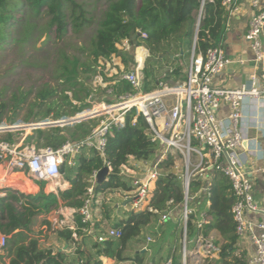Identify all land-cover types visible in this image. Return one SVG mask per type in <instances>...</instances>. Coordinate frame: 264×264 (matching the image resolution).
Listing matches in <instances>:
<instances>
[{
	"label": "trees",
	"instance_id": "obj_1",
	"mask_svg": "<svg viewBox=\"0 0 264 264\" xmlns=\"http://www.w3.org/2000/svg\"><path fill=\"white\" fill-rule=\"evenodd\" d=\"M99 1L102 0H95ZM103 6L94 32L87 39L86 45L77 49L79 55L69 54L63 47L53 48L50 71L52 84L36 90L32 102L29 101L32 95L30 90L13 93L7 102H0V125H15L25 105L30 107L22 123L40 122L48 118L51 110L46 106L59 95H63L64 109L61 113L56 112L53 120L74 118L90 109L88 98L93 93L90 81L97 74L100 61L115 56L127 67L124 53L117 48L123 41L142 47L148 52V59L161 65V69L167 68L155 78L156 72L145 62L142 70L144 92H151L157 83L168 86L179 84L185 79L184 70L192 49L194 48L195 53H204L208 48L219 46L229 17V10L222 6V0H103ZM88 7V0H0V49L11 43L23 46L41 37L45 41H52L49 35L51 31L55 34V45L63 42L68 32L78 37L94 23L95 18ZM19 9L25 11L22 20L15 25L14 14ZM40 19L45 20L42 26L36 23ZM14 34L17 36L14 37ZM144 55V50H137L140 66ZM98 74L105 85L100 90L106 95L108 90H111L113 96L135 93L132 86L120 76L107 78L105 74ZM110 102L111 100H107V103ZM8 113L10 116H7ZM97 123L96 119H89L62 128L32 130L24 138L23 146L56 149L67 141L76 142L85 138ZM1 138L9 143H16L12 133H4ZM158 150V145L151 141L147 124L132 109L125 114L122 126L111 127L106 137L103 158L89 152L74 158L72 166L63 163L60 174L69 183L67 189L47 195L42 192L24 195L9 188L1 189L0 234L6 237V244L0 254V264H4L5 259L9 264H102L101 258L144 264L143 254L136 253L131 257L125 253L130 243L139 238L151 224L152 218L156 217L147 211L125 210L124 216L116 218L111 224V230H119L120 236L109 237L101 243L94 239L100 232L101 223L96 221L93 235H87L84 232L87 225L81 223L80 217L74 214V230L64 228L55 232L58 242L73 247L70 254L41 246L38 238L40 233H34L32 227L38 217H46L59 205L80 209L86 189L91 185L92 174L108 165L112 172L95 186L93 201H97V195L116 191L129 192V183L119 175L122 167L132 168L133 161L146 162ZM173 168L174 159L168 154L159 164L163 173L154 183L150 200V206L159 213L168 210L169 201H173L172 207L176 209H180L183 201L181 181ZM37 184L40 188L44 186L42 181ZM202 186L201 178L192 179L190 193L195 194ZM207 193V214L210 218L207 231H213L215 244L220 252L217 260H206L204 264H246L247 253L239 247L231 215L234 198L228 179L223 174L214 172L209 177ZM109 213V208L103 212L105 220L110 219ZM42 224L48 226L46 220ZM187 225L193 234L192 217ZM168 260H171L170 264H180L174 256ZM160 262L153 264H161Z\"/></svg>",
	"mask_w": 264,
	"mask_h": 264
},
{
	"label": "built area",
	"instance_id": "obj_2",
	"mask_svg": "<svg viewBox=\"0 0 264 264\" xmlns=\"http://www.w3.org/2000/svg\"><path fill=\"white\" fill-rule=\"evenodd\" d=\"M236 0H222V6L229 10V16L237 11ZM250 18L244 39L253 53L255 67H260L262 75L250 76V82L238 89L226 90L214 87L213 78L221 73L230 60L220 47L208 48L204 53H195L192 49L190 60L184 70L185 79L174 86L157 83L151 92L143 91V84L135 73L120 76L135 91L133 94L111 96L108 106L98 115L77 116L70 122L80 123L108 115L98 121L89 134L76 142H65L56 149H36L34 145L23 146L20 143H9L1 138L4 133L16 130L14 125L5 128L0 125V183H6L8 176L14 172L28 175L34 181L56 183L61 179L60 168L65 162L74 165V158L94 152L103 158L106 137L112 126H122L125 114L134 109L148 126L151 141L159 147L154 155V163H131L132 168L122 167L119 175L129 183L131 190L122 194L121 202L126 211H147L156 215L162 223L172 219L178 222L181 240L180 264L192 260L194 264L217 260L219 247L207 226L210 218L208 187L209 177L214 172L223 174L229 181L230 192L234 198L231 215L235 223L238 242L246 239L252 248L246 264H264V208L253 199V187L250 176L264 174V165L258 163L264 159V125L246 120L248 108L264 115V0H248ZM142 37H145L142 34ZM221 104L228 106V114L221 117ZM263 113V114H262ZM135 123L133 119L132 124ZM55 127H65L67 123H50ZM68 126V125H67ZM255 131V133H254ZM170 154L175 163L181 162L180 170L175 172L182 186L183 201L180 209L173 208V201L167 203L168 210L159 213L150 206L155 181L162 176L159 164ZM139 163V164H138ZM108 175L112 172L108 165ZM94 172L90 178V187L86 189L80 209H67L59 206L48 218L47 228L56 232L67 228L74 230V214L81 223L86 224L84 232L93 235L96 221L97 201H93L96 186ZM201 178L203 186L195 193H190V183L194 178ZM4 185V184H2ZM10 186V185H9ZM11 190H18L11 187ZM194 207L191 208L190 205ZM128 206H130L128 208ZM200 207L203 209L200 210ZM176 216V217H175ZM72 219L69 224L68 218ZM192 217L194 233L188 229V220ZM119 230H110L107 234L96 235L94 239L101 243L109 237L118 238ZM189 236L192 237L189 240ZM76 238L75 235H73ZM149 242L150 239L147 238ZM193 244L188 250V243ZM6 237L0 234V253L3 252ZM171 260L166 264H170Z\"/></svg>",
	"mask_w": 264,
	"mask_h": 264
},
{
	"label": "rangeland",
	"instance_id": "obj_3",
	"mask_svg": "<svg viewBox=\"0 0 264 264\" xmlns=\"http://www.w3.org/2000/svg\"><path fill=\"white\" fill-rule=\"evenodd\" d=\"M82 1V0H81ZM89 7L88 10L94 16V23L84 29V32L81 33L78 37L73 36L70 32H68L67 37L63 42H58L56 45L53 43L55 38V34L53 31L49 33L50 40L45 41L44 37L36 39L35 42H28L27 44L20 46L15 43H11L8 45H4L2 49H0V102H7L10 96L13 93L27 92L32 91V95L30 96L29 101L32 102L33 93L36 90L40 89L42 86L46 84H52L51 81V69H52V57L53 48L63 47L69 54L79 55L77 49L81 45H86L87 39L92 35L96 28V23L99 18L101 11L103 10V0L99 2H95V0H88ZM95 2V3H94ZM25 10L19 9L15 15L14 24L17 25L23 18V13ZM38 26H42L45 23L44 19H40L36 21ZM17 34H14L16 37ZM118 50L124 53L125 58L127 60V67L122 64L121 59L115 56H112L109 60L100 61L99 68H97V74L102 73L105 74L107 78L112 76H121L126 73H135L141 83H142V70L144 68L145 62L147 65L153 69L155 74V78H158L167 68L164 67L161 69V65L154 63L152 60L148 59V52L142 47L134 46L128 41H123L121 45L117 46ZM142 49L145 51V55L143 58V63L140 66V60L137 56V50ZM187 67V66H186ZM166 68V69H165ZM92 77L90 81L91 88L93 89V93L88 98V102L91 103V107L88 110H85L81 114L82 115H98L100 110L108 106L107 100H111L112 97L103 93L100 89L104 88L105 85L103 83L102 77L98 74ZM170 86H174L173 84H169ZM69 96V94H68ZM63 95L57 96L56 100L49 103L46 107L50 108L51 113L48 118L40 121V122H32L29 124L22 123L24 116L28 113L29 107L25 105L22 111L19 113L18 121L13 126L16 130L11 131L13 134V139L16 143H20L22 140V136L17 134L16 132H22L23 135L26 133H30L29 130L23 129V127L38 124V123H55V122H64L70 123L69 120L76 118H61L59 120H53L54 114L56 112L61 113L63 111ZM33 113H35V109H32ZM10 116V113L7 114ZM108 115H99L98 117H93L91 119H96V121H100L102 119H106ZM65 125V124H64ZM2 126L8 128L6 123H2ZM49 128V126H47ZM159 153V150L155 153L156 155ZM154 158H150L148 161L150 163H154ZM133 163H137L133 161ZM139 164V163H138ZM181 162L178 158L175 159L173 170L176 172L180 170ZM26 179L31 178L28 175H24ZM23 179V178H22ZM13 181H7L6 183H0V189L4 187L18 188L22 182L18 184H12ZM34 181V180H33ZM24 182V180H23ZM4 184V185H2ZM30 184V183H28ZM10 185V186H9ZM19 193V191L14 190ZM122 194L118 191L112 192L106 195H97V204L95 208L97 210V216L100 217L99 222L100 232L96 235L107 234L111 230V224L116 218H121L124 215V207L121 202ZM2 196V195H1ZM118 206V208H116ZM130 206H128L129 208ZM191 208L194 206L191 204ZM110 209L109 217L110 219L105 220L103 218V212L105 209ZM203 208L200 207V210ZM55 210H53L54 212ZM177 212V209H175ZM96 216V218H97ZM176 217V216H175ZM70 219V217H67ZM45 241L50 245H54L56 243V235L46 234ZM147 238L150 241H147ZM192 237L189 236V240ZM181 240L179 237V226L178 222H173L172 219L168 220L165 223L159 221L158 217L152 218L151 224L147 226L139 238L132 241L129 245L128 251L125 253L128 256L133 257L134 254L139 253L143 254L144 264H153L156 262H160L161 264H166L169 261V258L173 256L180 260V250H181ZM60 246V244H58ZM188 250L192 249L193 244L191 242L188 243ZM62 249V248H61ZM63 251V249H62ZM173 252V253H172ZM162 258V259H160ZM123 264H133L131 261H125ZM187 264H194L192 260H188ZM203 264V262H201Z\"/></svg>",
	"mask_w": 264,
	"mask_h": 264
},
{
	"label": "crops",
	"instance_id": "obj_4",
	"mask_svg": "<svg viewBox=\"0 0 264 264\" xmlns=\"http://www.w3.org/2000/svg\"><path fill=\"white\" fill-rule=\"evenodd\" d=\"M235 6L237 8V11L228 17L225 32L219 43V46L224 50V53L227 56V58L230 60V63L221 73L216 75L212 80V85L214 87L226 89V90L227 89L228 90L238 89L243 85L249 84L250 76L255 74L259 78L260 72H261L259 69L260 67H255L254 62H253V53L249 47V44L244 39V34L247 30L248 21L250 18V7L248 4V0H236ZM262 42L264 46V36L262 37ZM262 66L264 67V61L262 63ZM228 111H229L228 106L226 104H221V107L219 110L220 116L221 117L227 116ZM246 120H253L256 123L260 120L261 121L263 120L261 124L264 125V115H261L260 113H255V110H251L250 108H248V117H246ZM47 124L48 123H43V124L38 123L37 125L42 126V125H47ZM27 134L28 133L24 135L21 134V136L23 137L22 139H24L27 136ZM258 165L259 166L264 165V159L261 162H259ZM24 175L25 174L21 172H14V173H11L7 177L8 178L7 180L10 182L15 180L14 182H12V184L15 183L19 185L17 181L22 182L18 186L20 188L22 187L21 188L22 190L16 188L18 189L17 191H19L20 194L37 195L39 192H42L46 195L49 193L56 194L58 190H64L69 187V183L63 180L61 177V179L56 183L44 182L43 188H40L37 184L38 183L37 181L26 179ZM250 178H251L252 187H253V199L258 206L264 208V174H253L250 176ZM1 195L2 194L0 193V196ZM58 208H56V210ZM116 208H118V206H116ZM67 209H70V208H64L63 211L68 213ZM55 211L50 212L46 217L44 216L38 217L35 225L32 227V231L36 234L40 233V235H38V238H40L39 243L41 246L52 247L54 250H60V251H62L63 249V252L70 254L74 250L72 246L62 244L58 242L57 240L54 246V245H50L49 243L45 241V238H47L46 234L55 235V232L50 231L47 228V226L42 224V221L46 220V222H48L49 216L55 213ZM96 216H97V210H96ZM97 217L98 219H100L99 216ZM68 222L69 224H72V219H68ZM210 232H211V235L216 240L213 231H210ZM58 244H60V246ZM238 244L241 250L246 251L247 257L252 253V248L248 244L246 239L241 240L240 242H238ZM212 261H215V260H212ZM101 263L102 264H123V262H116L114 260L104 259V258H101ZM4 264H9V261L5 259Z\"/></svg>",
	"mask_w": 264,
	"mask_h": 264
},
{
	"label": "water",
	"instance_id": "obj_5",
	"mask_svg": "<svg viewBox=\"0 0 264 264\" xmlns=\"http://www.w3.org/2000/svg\"><path fill=\"white\" fill-rule=\"evenodd\" d=\"M260 75H262V72H260ZM81 121H85V119H82ZM73 124H75V122H70L64 126L73 125ZM47 126H49V128L55 127V126H52L51 124L42 125V126L37 125V124H32V125L23 127V129H27L29 131H32V130H36V129L48 128ZM107 175H108V169L106 167H104L100 171H98L97 175H96V185H99L100 183H102Z\"/></svg>",
	"mask_w": 264,
	"mask_h": 264
}]
</instances>
